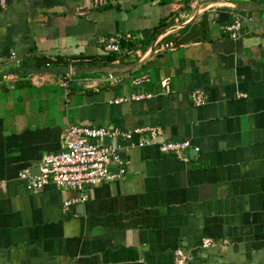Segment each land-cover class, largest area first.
I'll return each mask as SVG.
<instances>
[{"label": "crops", "instance_id": "1", "mask_svg": "<svg viewBox=\"0 0 264 264\" xmlns=\"http://www.w3.org/2000/svg\"><path fill=\"white\" fill-rule=\"evenodd\" d=\"M111 35L118 52L104 50ZM164 41L176 46L157 51ZM11 51L69 66L16 70ZM0 73V264H174L178 246L188 264H264V0H9ZM142 91L152 96L129 99ZM70 124L160 126L158 141L191 148L184 160L133 134L116 140L125 173L85 200L52 183L27 190L19 173L35 174Z\"/></svg>", "mask_w": 264, "mask_h": 264}, {"label": "built area", "instance_id": "2", "mask_svg": "<svg viewBox=\"0 0 264 264\" xmlns=\"http://www.w3.org/2000/svg\"><path fill=\"white\" fill-rule=\"evenodd\" d=\"M195 1V0H194ZM94 5H101L112 0H92ZM9 0H0V10L7 8ZM242 27V19L239 14L234 15L232 21L224 26L225 31L231 38H236ZM173 41L160 42L157 51H168L175 47ZM119 37L111 35L106 38L104 50L106 52H118ZM8 60L19 63L21 58L11 51ZM107 80L116 82L118 78L109 73ZM148 80L145 74L133 77L134 85H141ZM166 91H170L165 84ZM66 88V82H63ZM152 96L151 92H133L129 99L140 100ZM190 98L194 105H202L206 102L204 94L200 90H193ZM119 98L116 102L126 100ZM133 134L139 136L137 145L157 143L160 151L174 154L176 157L187 160L185 151L191 148L190 141L185 140H159L164 131L160 126H142L133 130H121L116 127L92 126L70 124L62 135L61 147L58 151L45 154L39 162V173L33 174L29 168L19 173V178L25 180V187L29 191H38L44 185L52 183L59 188H72L78 191L80 199H86V191L92 186L102 182L120 178L124 173L125 160L119 151L118 139H130ZM111 163L118 165V171L112 173L107 169ZM71 201L64 203L65 207ZM213 244L212 239L203 238L201 247H209ZM174 264H188L189 252L182 246L175 248L173 252Z\"/></svg>", "mask_w": 264, "mask_h": 264}, {"label": "trees", "instance_id": "3", "mask_svg": "<svg viewBox=\"0 0 264 264\" xmlns=\"http://www.w3.org/2000/svg\"><path fill=\"white\" fill-rule=\"evenodd\" d=\"M33 57H34V59H32V63L30 65H28V63H27L28 61L27 62H26V60L23 61L24 58H21V62L23 63L24 66H33V67L40 68V69H48V68L56 66L57 64H62L63 65L62 67L66 68L69 66L68 61H70V60L66 61L62 57H55L54 59L46 57V56H40V57L33 56ZM72 61L77 62L79 60L78 59H74V60L72 59Z\"/></svg>", "mask_w": 264, "mask_h": 264}, {"label": "water", "instance_id": "4", "mask_svg": "<svg viewBox=\"0 0 264 264\" xmlns=\"http://www.w3.org/2000/svg\"><path fill=\"white\" fill-rule=\"evenodd\" d=\"M199 9H200V7H199ZM196 16V14H194V17ZM193 17V18H194ZM181 24H174V25H172V26H174V27H176V26H180ZM183 25V24H182ZM171 26V27H172ZM154 45H155V42H153V44H152V46H151V48H150V50H149V54L151 53V51H152V49H153V47H154ZM148 54V55H149ZM21 68H29V69H33V70H42V71H45V72H49V73H55V74H62V73H64V72H62V71H57V70H52V69H45V70H43V69H38V68H36V67H33V66H22V67H19V68H17L16 70H20ZM68 71H66V73H67ZM2 73H0V75H1ZM118 168V165L116 164V163H111V164H109L108 166H107V169L109 170V171H113L114 170V168ZM38 169H39V167H38ZM39 173V170H37V172L35 173V174H38Z\"/></svg>", "mask_w": 264, "mask_h": 264}, {"label": "rangeland", "instance_id": "5", "mask_svg": "<svg viewBox=\"0 0 264 264\" xmlns=\"http://www.w3.org/2000/svg\"><path fill=\"white\" fill-rule=\"evenodd\" d=\"M14 63V62H13Z\"/></svg>", "mask_w": 264, "mask_h": 264}]
</instances>
